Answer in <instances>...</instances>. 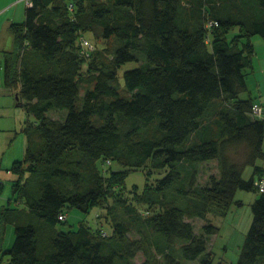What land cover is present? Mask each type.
I'll return each instance as SVG.
<instances>
[{
  "label": "trees",
  "instance_id": "1",
  "mask_svg": "<svg viewBox=\"0 0 264 264\" xmlns=\"http://www.w3.org/2000/svg\"><path fill=\"white\" fill-rule=\"evenodd\" d=\"M6 32L5 85L36 121L24 129L23 161L12 166L20 176L13 192L26 208L0 210V264H136L139 253V264H161L158 255L163 264H213L208 237L219 228L208 216L242 205L239 190L260 195L237 264H264V192L256 186L264 180V118L253 115L260 104L240 98L253 70L250 39L264 37V0H32ZM87 33L107 40L88 59ZM108 52L109 61L96 56ZM128 62L139 66L124 72L122 88ZM52 110L67 114L54 119ZM212 160L219 176L201 186L196 165ZM138 169L163 177L126 196L125 180ZM71 209H100L110 221L97 212L95 225L61 231ZM187 217L209 223L198 234ZM8 224L15 242L4 250ZM178 241L180 258L172 252Z\"/></svg>",
  "mask_w": 264,
  "mask_h": 264
},
{
  "label": "rangeland",
  "instance_id": "2",
  "mask_svg": "<svg viewBox=\"0 0 264 264\" xmlns=\"http://www.w3.org/2000/svg\"><path fill=\"white\" fill-rule=\"evenodd\" d=\"M14 1L19 0H0V11L11 5ZM24 1V0H22ZM26 5V3H23ZM17 10L15 8L10 9L4 16L0 18V210L3 206L25 209L24 202H17V195L13 192V184L18 182L20 176L13 172L12 166L15 162L23 161L25 156V150L27 145V139L24 133L25 127L29 124H35L36 119L32 114H29L24 107H19L15 101V90L8 88L4 82V70H3V51L6 45H8V35L6 30H2L3 24L13 17ZM98 31V29H97ZM237 30L231 32V36H234ZM229 38V41H231ZM85 39H87L93 47L91 53H94L96 47L106 46L107 40L103 36H96L93 33H87ZM248 40L242 39L239 42L241 48H244ZM250 43L254 49L253 70L247 75L248 90L240 95L241 99L252 98L256 103L264 107V37L253 36L250 39ZM114 47V42L109 44ZM83 54V53H82ZM101 55V56H100ZM108 54L96 55L98 59L109 61ZM83 57L87 58L84 54ZM82 63V71L86 76V70L88 65L85 66ZM137 62H128L119 69L120 83L123 87V74L125 71L138 67ZM87 84L81 85V94L84 93ZM67 114V110H52L47 113L48 116L54 119H64ZM264 149V145H263ZM243 155V150H240L237 155H233L235 160H239ZM257 165L264 167V159L259 160ZM111 167L115 171L122 169L120 164H111ZM106 168V167H105ZM198 171V181L201 186L207 185L211 175L219 176V166L217 160L200 162L196 165ZM182 172V171H181ZM253 167H247L244 172V178L249 180L253 175ZM184 170L182 175H184ZM163 177V174L146 175L145 170L131 171L125 180L126 196H134L135 191L138 194L144 192L147 187V183L152 184L155 180ZM259 192L239 190L236 194V201H241L242 205L235 202L226 216H208V220L212 225L219 228L216 235L208 237V250L213 253V264H237L241 255V250L245 242V238L249 232L253 221L252 204L255 202ZM113 201H109L108 205H111ZM100 212L103 219L108 222L110 217L108 213L103 210L94 209L89 214L84 215L78 209H71L67 214V220L64 225H60L61 231H67L69 229H77L78 222L86 221L90 225H95L96 214ZM102 219V220H103ZM190 221L198 234L202 233L204 225L209 223L208 220L199 218H186ZM105 222V221H104ZM105 224V223H104ZM104 229L108 232H112V228L105 224ZM108 234V233H107ZM137 237L136 234H132ZM15 242V227L13 224L6 226L5 238L3 241V249L10 250ZM182 241H178L174 246L172 252L176 258H180V247ZM159 262L163 264V257L157 256ZM4 259L8 261L9 257L4 256ZM145 260V255L139 253L135 259V263L139 264ZM182 264H200L196 261H184Z\"/></svg>",
  "mask_w": 264,
  "mask_h": 264
},
{
  "label": "built area",
  "instance_id": "3",
  "mask_svg": "<svg viewBox=\"0 0 264 264\" xmlns=\"http://www.w3.org/2000/svg\"><path fill=\"white\" fill-rule=\"evenodd\" d=\"M24 2L26 3L27 6H31L32 4V0H24ZM81 45L83 50L82 53L86 57L91 55V52L93 51L91 50V48L93 47V45L85 38L81 39ZM253 115L257 118H261V119L264 118V107L262 105L254 106ZM107 164L110 165L111 163L108 161ZM256 186L261 192H264V180L256 182ZM60 219L67 220V216H61Z\"/></svg>",
  "mask_w": 264,
  "mask_h": 264
},
{
  "label": "crops",
  "instance_id": "4",
  "mask_svg": "<svg viewBox=\"0 0 264 264\" xmlns=\"http://www.w3.org/2000/svg\"><path fill=\"white\" fill-rule=\"evenodd\" d=\"M24 1L19 0V1H14L11 5H9L8 7H6L5 9L0 11V18L2 16H4L10 9L15 8L17 11L14 13L13 17H10L5 24H3L2 26V30H6L7 26L9 25V23L11 22H22L24 21L25 18V9L27 7V5L23 4Z\"/></svg>",
  "mask_w": 264,
  "mask_h": 264
},
{
  "label": "water",
  "instance_id": "5",
  "mask_svg": "<svg viewBox=\"0 0 264 264\" xmlns=\"http://www.w3.org/2000/svg\"><path fill=\"white\" fill-rule=\"evenodd\" d=\"M15 100H16V104H17V106H21V103H19V101H20V96H19V94L17 93L16 95H15Z\"/></svg>",
  "mask_w": 264,
  "mask_h": 264
}]
</instances>
